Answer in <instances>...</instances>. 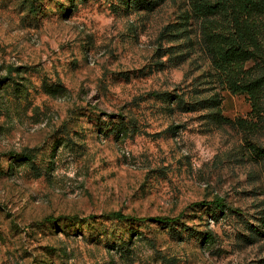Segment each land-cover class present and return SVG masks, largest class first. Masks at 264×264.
<instances>
[{
  "label": "rangeland",
  "instance_id": "obj_1",
  "mask_svg": "<svg viewBox=\"0 0 264 264\" xmlns=\"http://www.w3.org/2000/svg\"><path fill=\"white\" fill-rule=\"evenodd\" d=\"M193 2L0 0V264H264V111Z\"/></svg>",
  "mask_w": 264,
  "mask_h": 264
},
{
  "label": "trees",
  "instance_id": "obj_2",
  "mask_svg": "<svg viewBox=\"0 0 264 264\" xmlns=\"http://www.w3.org/2000/svg\"><path fill=\"white\" fill-rule=\"evenodd\" d=\"M193 4L196 15L203 23L206 52L217 80L232 93L247 95L254 111L263 112L264 26L260 20L264 17V0H194ZM249 62H253L258 73H251L254 71L253 66L248 68ZM170 96L163 94L167 102L183 112L196 111L197 105L203 103L186 102L182 96L171 99ZM211 101L213 108L218 109L220 101ZM214 115L220 117V112ZM253 151L256 156L264 158V149L254 146ZM212 203L220 211L226 207L220 199ZM201 205H206V202H201ZM109 217L118 221L129 219V216L119 212H113ZM154 219L168 226L178 221L176 218Z\"/></svg>",
  "mask_w": 264,
  "mask_h": 264
}]
</instances>
